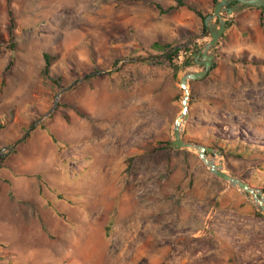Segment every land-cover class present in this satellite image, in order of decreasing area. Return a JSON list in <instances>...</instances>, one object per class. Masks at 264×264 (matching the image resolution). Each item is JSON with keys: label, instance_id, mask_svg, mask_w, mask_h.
<instances>
[{"label": "rangeland", "instance_id": "obj_1", "mask_svg": "<svg viewBox=\"0 0 264 264\" xmlns=\"http://www.w3.org/2000/svg\"><path fill=\"white\" fill-rule=\"evenodd\" d=\"M183 3L0 0V264H264V216L196 152L165 144L193 66L134 60L163 55L154 41L202 47L186 6L213 3ZM260 15L234 13L214 68L189 82L182 138L264 193Z\"/></svg>", "mask_w": 264, "mask_h": 264}, {"label": "water", "instance_id": "obj_2", "mask_svg": "<svg viewBox=\"0 0 264 264\" xmlns=\"http://www.w3.org/2000/svg\"><path fill=\"white\" fill-rule=\"evenodd\" d=\"M230 6V4H232ZM244 8H264V0H216L213 4V11L211 14L207 15L203 20L204 25V34L200 37L201 40L204 41L202 47H198V49H194L192 54V62L190 65L193 66L192 69H187L183 72L179 79V86L184 91V95L181 98V108L182 111L179 114L180 118L185 121L187 120L188 113V96L189 91L185 88V86L190 81H199L207 77L208 73L211 70L214 60L213 50L218 44V41L224 34L225 30L231 25V18L234 13L244 9ZM195 42L198 40L191 41L187 44L178 45L172 47L169 51L164 53L163 55L149 56V57H138L134 59L135 61H148V60H157L163 59L171 52L186 48L188 46L195 47ZM189 65V66H190ZM92 73L91 75H93ZM87 77H84L80 80H85ZM79 81V80H78ZM77 82V81H76ZM51 112V111H50ZM48 113L47 115H49ZM181 123L179 122V118H175L173 122L172 128V140L170 141V145L172 148L180 149L185 148L197 153L199 159L206 166L208 171L216 176L217 178L227 182L229 186L238 189L242 195H244L247 200L251 203L254 209L264 216V205L263 198L264 193L259 189H255L249 186L248 183L239 179L228 172H224L222 170V166H217L213 163L212 158L207 157V153H211L216 155V151L210 147H204L199 144L189 143L183 140V130L180 128ZM34 128V125L30 127L29 131L24 135L26 138L29 132ZM18 144H13L10 149ZM3 151L0 152V156H3ZM210 160H208V159ZM250 195L253 198V201L250 199Z\"/></svg>", "mask_w": 264, "mask_h": 264}, {"label": "trees", "instance_id": "obj_3", "mask_svg": "<svg viewBox=\"0 0 264 264\" xmlns=\"http://www.w3.org/2000/svg\"><path fill=\"white\" fill-rule=\"evenodd\" d=\"M211 1L214 4V2L216 0H211ZM175 2H176V6H174V7H168L167 9H162L159 4H155L154 6L162 14L168 13L169 11L173 10L174 8L185 6L184 3H183V0H175ZM232 5H233V3L230 4V6H232ZM186 7L190 11H192L196 15L197 18H199V20L201 22L200 30H201L202 33H204L203 20L207 16V14H205L200 9H196V8L189 7V6H186ZM254 9L255 10H259V11H264V8H247V10H254ZM7 14H8V43L5 46L9 50L13 51L15 49V34H14V30H15L16 24H15V20L13 18V11L11 9L10 2L9 1L7 3ZM258 23H259L260 28L264 32L263 15H260V17L258 19ZM223 36H224V34L222 35V37ZM172 47H174V46L173 45H170L168 43H161L159 41H154L151 44V48L152 49L159 50V51H162L164 53H166L167 51H169ZM194 49H198V47L195 46L193 48L191 46H188L186 48H182V49L175 50V51L171 52L170 54H168L162 60H156V62H160V61L167 62L168 65L170 66V68L174 72H177L180 68L188 67L191 64V62H192V54H193ZM181 52L185 53L186 56H185L183 62L178 65L177 62H178V58H179ZM43 58H44V61H45L44 68H43V74L45 76H48V74H49V67L52 64V61L54 60V58L53 57H50L46 53L43 54ZM11 65H12V60L7 64V66L5 68V71H7L10 68ZM213 68H214V64L212 65L211 69H213ZM77 114H78V112H77ZM165 144L167 146L170 145L169 142H165ZM2 159L3 158H1V160ZM107 232H108V230L106 229V234H107Z\"/></svg>", "mask_w": 264, "mask_h": 264}, {"label": "bare ground", "instance_id": "obj_4", "mask_svg": "<svg viewBox=\"0 0 264 264\" xmlns=\"http://www.w3.org/2000/svg\"><path fill=\"white\" fill-rule=\"evenodd\" d=\"M185 88L188 90V87H187V85L185 86ZM180 115H178L176 118H179V122L181 123V125H180V128H181V130H183V127H184V121L182 120V118H180L179 117ZM208 159V158H207ZM208 160H210V159H208ZM212 161H213V163L215 164V165H217V166H222L221 164H220V160H219V156L218 155H215V157L212 159ZM222 170L224 171V172H226V170L224 169V167L222 166ZM263 198V205H264V197H262ZM250 199H251V201H253V198H252V196L250 195ZM254 202V201H253ZM255 203V202H254Z\"/></svg>", "mask_w": 264, "mask_h": 264}, {"label": "crops", "instance_id": "obj_5", "mask_svg": "<svg viewBox=\"0 0 264 264\" xmlns=\"http://www.w3.org/2000/svg\"><path fill=\"white\" fill-rule=\"evenodd\" d=\"M226 30H229V29L227 28ZM226 30H225V31H226Z\"/></svg>", "mask_w": 264, "mask_h": 264}]
</instances>
